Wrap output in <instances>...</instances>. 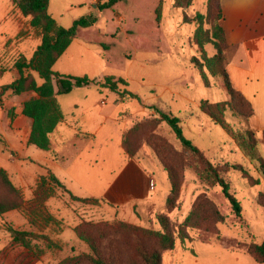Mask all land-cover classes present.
<instances>
[{
    "label": "rangeland",
    "instance_id": "1",
    "mask_svg": "<svg viewBox=\"0 0 264 264\" xmlns=\"http://www.w3.org/2000/svg\"><path fill=\"white\" fill-rule=\"evenodd\" d=\"M103 1L105 0H50L49 5L50 14L63 27L72 26L81 17L93 15L97 18L93 26L77 30L74 41L53 70L75 76L87 75L97 81H102L107 76L122 78L128 82L129 91L139 98V101H126V97L122 99L125 103H114V92L99 89L95 85L88 86L92 91L98 89L103 92L101 95L97 94L98 100L107 101V105L101 107V113L110 117L101 128L96 141H93L84 138L87 136L84 132L92 128V123L81 113L84 108H73V101L82 99L80 92L85 88H75L69 94L58 96L63 121L76 122L75 126L71 125L73 128L65 127L66 131L83 136V144L78 146L69 170L82 184L89 185L84 188L87 191H80L81 194L99 200L94 203L72 200L64 189L47 182L44 187L52 192L43 206L56 220L48 222L44 213L42 216L34 214L42 227L39 228L41 230L32 226L30 228L25 219L35 201L38 178L34 183H27L31 192L29 190L23 193L18 188L26 202V208L18 211L25 219L14 211L6 220L14 221L24 230L30 228L34 231L32 245L47 257L50 264H59L68 257L90 252L89 246L74 232L76 226L84 229L87 224L96 227L91 233L98 237L103 252L113 262L138 264L135 262L137 256L128 243L129 234L114 233L109 228L119 219L108 215L107 210L112 211L114 208L104 199L112 196L107 190L115 176L122 174L126 168L137 170L135 163L125 158L123 149L119 147V140L122 132L124 136L127 130L138 125L135 136L138 151L133 158H137L149 170V188L153 189L150 185L152 179L156 185V190L152 192L157 200L164 202L166 193L170 190L165 169H174L178 174L180 206L169 213L171 220L182 222L201 194L206 195L217 206L224 218L215 226V231L224 239L223 242L209 243L215 235L194 230L191 233L196 241L186 242L185 245L177 241L175 250L162 253V264H259L248 253L229 249L234 241L260 243L264 240V207L254 200L258 192L264 191V172L259 162L247 155L238 142L215 123L208 113L209 104L227 101L229 98L221 79L212 76L198 64L201 62V54L194 39L196 25L191 19L196 12H206L207 0H194L185 10L176 7L174 0H122L110 9L100 10L98 4ZM11 9L12 0H0V42L5 35L15 32L12 21L4 20ZM158 9L159 18L156 13ZM204 27L208 28L209 25ZM204 51L207 56L214 53L211 44L205 45ZM4 78L6 80L9 77ZM38 80L42 81L40 78ZM204 101L207 103L204 104ZM10 103L5 98V106L0 107V164L11 171L23 172L32 170L29 158L40 160L37 155L47 154L56 157L58 140L61 138L58 131L62 122L51 134V147L45 152L27 144L29 127L25 124L19 127L13 123L14 111L11 117L8 115ZM154 107L180 119L186 138L202 150L212 164L225 171L235 196L241 203V216L233 212L219 185L210 184L201 177L198 163L183 149L170 126ZM119 113L121 114L118 116ZM215 115L236 135L240 131L251 130L257 149L264 159L261 132L252 130L245 118L234 116L229 108L218 111ZM25 121L26 118L20 114L16 122L20 124ZM256 179L259 184L253 185ZM3 192L4 189L0 186V194ZM161 211H166V207ZM103 224L106 226L105 232H97L96 229L103 227ZM142 224L138 226L160 229L155 214ZM146 244L150 248L155 247L153 240L146 241ZM2 246L3 241L0 240V248ZM30 256L33 255L30 253Z\"/></svg>",
    "mask_w": 264,
    "mask_h": 264
},
{
    "label": "trees",
    "instance_id": "2",
    "mask_svg": "<svg viewBox=\"0 0 264 264\" xmlns=\"http://www.w3.org/2000/svg\"><path fill=\"white\" fill-rule=\"evenodd\" d=\"M120 1L122 0H105L98 4V8L100 10L110 9ZM193 2L194 0H174L175 6L184 10L191 6ZM13 3L24 16H30V25L39 32L41 43L31 57L20 55L15 60L13 67L17 70L18 77L0 87V107H2L1 99L7 92L12 95L31 92L36 94L35 97L24 101L22 109V114L32 119V127L27 140L29 145H34L44 151L50 150V136L64 119L57 96L69 94L74 88L95 85L99 89H108L116 93L120 98L118 102L126 97H128L126 101L132 99H138L139 101L137 95L129 91L128 82L122 78L107 76L102 81H97L87 75L61 74L53 70L55 63L75 39L77 30L93 26L97 22L96 16L81 17L75 20L72 26L63 27L49 13L50 0H13ZM159 12L160 9L156 11L158 18L160 16ZM222 18L221 0H207L206 12H196L191 19L196 25L194 39L201 54V62L198 64L201 68H206L212 76L221 79L222 87L229 98L223 102L208 103V113L215 123L220 125L229 136L238 142L247 155L252 156L253 159L259 162L264 172V159L257 149L254 133L251 130H244L236 135L225 122L218 119L215 115L216 112H222L225 108H229L234 116L245 118L247 123L253 115L251 102L239 90L234 88L224 66L226 41L225 33L221 26ZM204 25H209V27L205 28ZM207 44H211L213 47L214 53L212 56L205 54L204 47ZM2 71L0 70V74ZM32 71L36 72L39 78L42 79L40 84H38L31 73ZM122 102L125 103V101ZM203 103L205 104L207 101ZM154 109L170 126L182 144L183 149L198 163L201 177L210 184L219 185L233 212L241 216L243 210L241 203L236 198L232 183L225 171L212 164L203 151L186 138L180 125V119L156 107ZM13 114V109H9L8 115L11 117ZM137 130L138 125H134L124 133L122 146L127 160L133 158L138 151V146L135 145ZM261 134L264 143V130ZM232 166L237 167L236 165ZM165 171L168 174L170 190L166 197V211H157L155 213L160 226L159 230L145 228L122 220H118L109 226L114 233L129 234L130 240L128 243L132 246L137 256L135 262L138 264H162V253L174 249L177 241L183 245L186 242L196 241V238L191 233L194 230L215 235L214 238L210 239L209 243L220 244L221 241H224L220 234L215 231L216 224L224 219L223 215L219 213L217 206L204 194L199 195L195 199L191 211L182 222L171 220L169 213L180 206L178 201L180 197V182L174 169H165ZM47 182L64 189L72 200L82 203H94L99 200L94 197L82 198L72 194L52 172L48 171L47 176L39 178V184L35 190V201L28 210V222L36 230H41L39 228L42 226L34 218V214L42 216L44 213L48 222L56 220L45 211L43 206L44 201L51 196L52 192L49 188L44 187ZM257 184H259V181L257 182L256 179L253 185ZM0 186L4 189V192L0 194V215L12 210L26 208V202L22 198L19 189L12 183L7 172L1 167ZM254 200L258 205L264 207V192H259ZM100 201H103V199ZM47 221L46 223H48ZM102 226L97 228L96 231L99 233L105 232L106 226L104 224ZM94 227L91 224H87L84 229L79 226L74 228L78 238L89 246L90 252L68 257L59 264H80L82 262H87L88 264H116L103 252L98 237L91 233ZM6 228L11 234L13 244L25 248L36 258L42 255L32 245L31 239L35 236L34 231L19 230L11 224H6ZM148 240H153L155 247H148L146 244ZM229 249L233 252H246L257 263L264 264V240L260 243L234 241L230 244Z\"/></svg>",
    "mask_w": 264,
    "mask_h": 264
},
{
    "label": "crops",
    "instance_id": "3",
    "mask_svg": "<svg viewBox=\"0 0 264 264\" xmlns=\"http://www.w3.org/2000/svg\"><path fill=\"white\" fill-rule=\"evenodd\" d=\"M221 8L223 16L221 26L224 30L226 41L224 66L234 88L239 90L253 106V115L248 121L249 127L256 133H260L264 130V0H221ZM4 20L12 21L15 32L5 35L0 42V70H3L0 74V87L18 77V72L13 67L15 60L20 55L31 57L41 43L39 32L30 25V16H24L16 8L13 0L12 9ZM31 73L38 84H40L42 81L39 82L38 74L33 71ZM4 77L9 78L5 80ZM84 88V91L80 92L82 99H75L73 108L76 110L84 108L81 113L92 123V128L84 132L87 135L84 138L96 141L103 125L110 120L108 115L101 113V107H105L107 101L105 99L98 100L97 94L101 95L103 93L98 89L92 91L88 86ZM35 96L36 94L33 92L21 95H12L7 92L1 99L3 107L5 106V98L11 101L10 109H13L15 113L13 123L19 125V127L24 124L29 127L26 134V142L31 131L32 119L22 114L23 103ZM118 101L119 96L116 94L114 103ZM20 114H22L23 118H26V121L17 124L16 121L20 118ZM75 124V121H62L58 131L61 134V138L58 140L56 153L58 155L56 157L47 154L37 155L40 160L29 158V162L33 166L32 170L29 171H11L7 166L1 164L0 167L7 172L13 184L21 189L23 193L30 190L28 182L34 183L38 178L45 176L50 171L72 194L82 198L90 197L84 196L80 192L87 191L84 188L89 185L82 184L79 178L69 170L78 152V146L83 144V136H79L75 132L70 134L65 129V127L73 128ZM122 143L123 132L119 140V147L123 149ZM129 162H134L137 170H133L134 168L132 167L126 168L122 174L115 176L109 183L107 193L112 196L110 198L106 196L107 198L104 199L107 203L113 205L114 209L112 211L108 209L107 213L109 216H115L117 219L127 223L143 225L142 223L153 218L157 211L165 209L166 198L164 202L155 198L152 191L156 190V185H154L152 190L149 188L148 177L150 172L139 163L137 158L129 159ZM152 177L154 178V176ZM86 178H88L87 175ZM168 193L169 190L166 193V197ZM14 211L24 218L18 210H12L0 215V240L3 241V246L0 248V264H39L41 262L50 264L47 257L43 255L38 258L30 256V253L25 248L13 244L6 224H11L16 229L24 230L19 224H15L14 221L6 220ZM25 220L29 224L28 219L26 218ZM29 226L31 228L30 224ZM172 250H175V248Z\"/></svg>",
    "mask_w": 264,
    "mask_h": 264
},
{
    "label": "built area",
    "instance_id": "4",
    "mask_svg": "<svg viewBox=\"0 0 264 264\" xmlns=\"http://www.w3.org/2000/svg\"><path fill=\"white\" fill-rule=\"evenodd\" d=\"M150 185H151L152 188L154 187V181L152 179L150 181Z\"/></svg>",
    "mask_w": 264,
    "mask_h": 264
}]
</instances>
